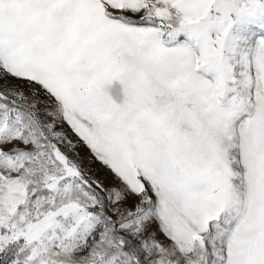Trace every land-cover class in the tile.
<instances>
[{
  "label": "snow or ice",
  "instance_id": "1",
  "mask_svg": "<svg viewBox=\"0 0 264 264\" xmlns=\"http://www.w3.org/2000/svg\"><path fill=\"white\" fill-rule=\"evenodd\" d=\"M0 264H264V0H0Z\"/></svg>",
  "mask_w": 264,
  "mask_h": 264
}]
</instances>
